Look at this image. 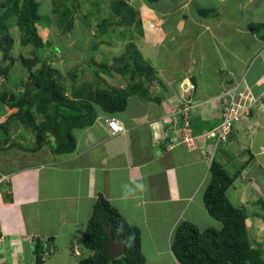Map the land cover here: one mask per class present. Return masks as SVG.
<instances>
[{"label":"crops","instance_id":"0c3cea01","mask_svg":"<svg viewBox=\"0 0 264 264\" xmlns=\"http://www.w3.org/2000/svg\"><path fill=\"white\" fill-rule=\"evenodd\" d=\"M210 1L195 0L191 3L194 15L187 19L183 28L196 23L203 29L205 25L206 32L211 31L217 41L215 52L218 53L221 46L228 48L227 62L220 65L217 61V65L210 68L206 62L208 53H202L196 56L198 61L192 59L185 66L180 59L175 60L171 56L164 64L151 65L155 79L152 86L145 85L149 88L147 97L143 91L131 95L125 110L113 115L126 131L111 135L104 122L109 115L99 111L91 126L73 131L76 147L70 154L55 155L46 146L35 154L25 151L17 147L24 145L17 136L22 130L15 138L18 141L15 149L22 151L18 158H11V151H6L9 143L5 145V151L0 146V151L9 154L10 163L11 159L14 161L9 164L5 159L0 163V176H6L9 181L0 187V264H37L36 241L58 239L63 231L72 237L73 228L74 235L81 239V245L78 241L74 244L79 248L72 253L73 257L88 254L87 250H82V237L100 195L129 225L141 230L142 250L147 257L148 239L156 242L159 234L170 235L171 238L175 222L176 226L182 222L196 225L192 219H184L183 215L190 209H196L204 221L208 220L206 215L210 214L204 203V194L211 182L213 161L222 164L229 175H237L229 191L241 197L240 203L253 201V197L248 201L243 198L250 187L259 195L261 190L264 192V162L257 159L261 151L256 150L257 146L260 148L264 144L257 145L253 136L260 127L264 131V106L259 110L258 118L244 121L238 133H232L225 144L216 148L215 140L206 137L222 122V92L229 84L244 78L255 95L264 92V64L261 60L255 61V56L264 46L261 37L264 30L259 33L253 30L254 26L264 28V0H217V5ZM233 2L238 4V13L247 11L251 21L248 17L243 25V20L228 17L225 10ZM175 3L174 9H177L182 0ZM252 3L257 5L253 14L249 11ZM198 7L211 12L219 9L224 19L216 25H212L210 20H201L196 15ZM227 22L231 23L229 29L233 36L240 34L242 40L245 39L242 44H237L239 46H227L229 44H221L225 40L219 42L216 39V29ZM206 32L197 33L198 44L199 35ZM165 45L150 44L149 47L161 49ZM172 45L177 48V44ZM176 68H179L178 72L169 74V70ZM122 83L114 87L125 90L128 83ZM185 104L191 106V130L198 142L195 149L180 143L182 116L178 110ZM7 111L9 116L15 109ZM247 130L250 138H246ZM23 135L27 138L25 133ZM239 141L241 144L237 145ZM46 149H50L48 153ZM239 157L241 162H238ZM234 162L238 163L235 167ZM227 168L232 169L233 174ZM196 216L194 214L191 218ZM256 217L250 215L247 224L253 239L257 237L261 244L264 243L263 234L255 231Z\"/></svg>","mask_w":264,"mask_h":264},{"label":"trees","instance_id":"16d2710c","mask_svg":"<svg viewBox=\"0 0 264 264\" xmlns=\"http://www.w3.org/2000/svg\"><path fill=\"white\" fill-rule=\"evenodd\" d=\"M160 1H151L155 11L163 10L158 6ZM54 4L56 8L52 13L58 16L59 27L64 32L72 31L76 20L72 13L77 10L74 0H71L70 4L61 1ZM111 6L116 16H123V20L118 21L119 25L134 24L138 12L132 5L124 0H116ZM40 8L41 4L38 0H3L0 2V50L5 53L3 60L0 61V80H9V82L11 80L8 78L10 68L4 63L14 44L8 24L13 18H16V24L22 33L21 45L31 46L37 52L34 59H22V63L30 68L41 64L38 70L29 74L28 80L22 78L17 84L12 85V88L0 90V103L7 109H15L8 116V120L0 124V132L7 135L2 143L3 147L1 144L0 146L4 150L5 145L10 142L8 124L19 121L18 125L23 133L32 132L35 146L20 145L18 147L33 153L40 151L48 144L54 154H70L76 147L73 134L75 129L91 126L99 111L112 116L124 111L131 95L143 91V95L147 97L149 88L145 85L152 86L155 70L143 59L136 46L129 43L126 53L120 58H115L114 68L103 65L108 71L112 70L124 76V79H129L130 82L125 90L114 86L102 87L85 84L79 88H73L69 96L66 93L67 86L62 82L61 73L45 59L48 53H45V49L47 47L49 51L51 46H46V42L38 32L37 25L42 19ZM197 9L196 15L203 18L208 17L212 11L200 7ZM139 23L141 20L137 19V24ZM86 26L88 29L92 27L89 24ZM105 28L106 22H103L96 28V31ZM253 30L259 33L264 28L254 26ZM261 37L264 39V35ZM72 76L74 83L76 76ZM96 81H99L98 77ZM30 83H34V86L26 90ZM259 110H253V118H258ZM34 113L40 115L43 120L38 123L34 118ZM23 133L17 135L22 140H24ZM27 142L30 141L27 140ZM210 172L211 182L205 191L204 203L210 216L222 223V228L220 230L208 228L200 231L192 223H180L175 229L171 242V251L176 261L178 264H264V243L255 242L253 233L247 224L252 214L249 215L246 207L235 206L229 199L228 191L237 175H229L222 164L217 161L212 162ZM254 215L262 216L263 214L255 213ZM109 225H112V232L116 239L124 238L126 241V253L119 259L108 256L109 239L105 231ZM42 241H36L35 245L37 264L45 262L43 261L45 243ZM50 241L49 239L48 245H52ZM82 249L87 250L88 254L82 256L78 264H147L142 250L141 230L129 225L102 195L98 197L83 233Z\"/></svg>","mask_w":264,"mask_h":264},{"label":"rangeland","instance_id":"374dc122","mask_svg":"<svg viewBox=\"0 0 264 264\" xmlns=\"http://www.w3.org/2000/svg\"><path fill=\"white\" fill-rule=\"evenodd\" d=\"M1 1L3 0H0V2ZM60 1L65 4H70L71 0H38V2L41 4L40 14L42 15V19L37 26L39 34L42 36L44 42H46V46H51L49 51L47 47L45 49V53L48 52L45 56V59L50 61L51 65L61 73L62 82H64L65 86H67L66 93L69 96L71 95L73 88H79V86L85 84L94 86L98 85L102 87H111L116 84L121 85L122 82L124 84H129V79L126 80L122 78L124 76L117 74L112 70L108 71V69L103 67V65H108L114 68L116 66L115 58H120L121 55L126 53L129 43H133L136 46L138 52L141 54L143 59L148 62L149 65H155L156 67L157 63L164 64L166 59H168L170 56L175 60L180 59L183 62L182 65L185 66L190 63L192 59L198 61L199 59H197L196 56L199 57L202 55V53H208L206 62L207 65L212 68V66L215 67L217 65V61L220 65L223 62H227L228 58L225 56L230 54L226 46H221V49L218 50V53L215 52L216 47L214 44H217V41L215 40L211 31L209 33L206 32L207 28H204L205 25L202 27L204 30L200 29V25L198 27L196 23V26L193 25L188 28L186 27L185 29L183 28L187 19L193 17L194 15L193 8L190 6V4L195 0H182V5L177 9H174L176 5L175 1L180 3L181 0L180 2L179 0H161L158 3V6L163 9L161 11L154 10L153 4H151L152 0H124L132 5L138 12V16L136 17L134 24H131L130 26L119 25L118 21L123 20V16H116L111 6L116 0H74L77 10H75L72 15L76 17V20L74 21V29L70 32H64L59 27L58 16L52 13L53 9L56 8L54 3H58ZM258 1L259 0H255V2ZM210 2L215 5L218 4L217 0H211ZM237 8H239L238 4L233 2V4H231L228 9L223 10L229 14H227L228 17H237L238 19L243 20L241 22L243 25L247 22L248 17L249 20L252 19L250 16H248L246 10H240L238 13L239 10H237ZM213 11L214 12H211L207 18L197 17L201 20H210L212 25H216L215 23L223 20L224 18L222 12L219 11V9L216 10L215 8ZM249 11L251 14L255 13L257 11V5L252 3ZM198 18L196 19L199 24ZM137 19L141 20V23L137 24ZM103 22H106V28L104 29L105 31L102 29L96 31V28L99 25H102ZM8 24L9 32L14 38V44L8 52L9 57L5 59L4 65L10 68L8 78H11V80L10 82L9 80H0V90L3 88H12V85L17 84L22 78L28 80L29 74L35 70H38L41 66L39 63L35 67L30 68L22 63V59H34L37 52L31 46L24 47L21 45L22 33L16 24V18L11 19V22ZM85 24H89L90 27L92 26L91 29H88ZM229 26H231V23L229 22L223 25L221 24V27L216 29L215 33L217 36L215 37L219 42L225 40L221 44H229L227 46H232V44H235V46H239L237 44H242V41L244 42L245 39L242 40L240 37L242 35L240 34H238L239 36H233L234 34L232 35L230 32ZM214 28L215 26H213V28L210 30L213 31ZM201 30L202 32L205 31L206 34L199 35L201 37L199 38L198 44L196 37L197 33H202ZM218 34H220L219 37ZM230 38L231 40L227 41V39ZM244 38L247 37L244 36ZM150 44L167 45H165V47L162 46L161 49H156L155 46L149 47ZM172 44H177V48H173ZM191 44H194L193 47ZM3 46H5V44H3ZM163 55H165V57ZM4 56L5 53L0 50V61L3 60ZM259 59H264V57L262 56ZM178 69L179 68L173 69L172 71L169 70V74L172 72H178ZM72 75L76 76V82L74 83ZM96 77H98L99 81H96ZM115 78H118L119 80H116ZM123 79L125 81H122ZM22 90L23 89L21 86V91ZM7 110L8 109L0 103V119H2L1 123H4L8 120ZM34 118L38 121V123L43 120V118L40 115H36V113H34ZM18 122H11V124H8L10 127L9 137L14 136V138L12 140L10 137L9 144L6 145L7 147L5 146L7 148L6 151L9 153L11 151L10 154L13 155L11 157L13 159L15 157L18 158L22 153L21 150H17L19 148L15 149L17 145L14 144L15 146H13V143L18 142L15 140L17 137V132L22 130L18 125ZM242 123L244 122L241 121L235 125L233 134L238 133L237 130L241 128ZM21 133L23 132L21 131ZM248 134L249 132L247 130L246 138H250ZM25 135L27 138L23 136L24 140L21 144H28L30 147L35 146V140L32 132L27 131ZM6 136V133L0 132V144L2 147V143ZM253 136L256 137L255 142L257 145L261 143L264 144V131L261 130V127L257 129V132ZM27 140L31 143H28ZM240 142L241 141H239L237 145H240ZM233 143L235 144V142ZM222 144H225V142H222L219 145ZM46 147L51 148L48 144ZM260 148L257 146L256 150L260 152ZM46 150L48 153L50 149ZM4 151H0V163L5 159L9 164L13 163L14 161L12 159L10 163L9 154L5 153ZM33 153L35 154L36 152ZM257 159L264 162V154H258ZM241 161L242 160L239 157L238 162ZM236 164L238 163L234 162L233 166L235 167ZM227 170L233 174L232 169L227 168ZM231 191L232 190L229 191L230 193L228 192L229 199L235 206L246 207L249 211V215L250 213L263 214L262 216H257L254 222L257 224L255 227L256 233L263 234V237H260H262V240H264V192L261 190V195H259L255 192V190L252 189V187H250L247 189V195H243V198L244 200L248 201L249 198L253 197V201H250V203H240L239 200L241 197L239 195L235 196ZM232 194L235 196V199L238 200H235ZM194 214H197V216L195 218H191ZM199 214L200 213H197L196 209H190L183 216L184 219H192V221H194L193 223H196V225H194L200 231H204L208 228H215L218 230L221 229V222L214 218L212 219L210 215H206L208 220L204 221ZM175 220L176 219H174L171 224H173ZM176 224L177 222H175L173 225H175L177 228L178 225L176 226ZM79 228L80 230H83V226H80ZM172 229L173 230L171 234L174 235L175 229ZM74 231L75 229L73 228L72 237L63 231L58 239H53L54 242L53 240L49 242L54 246V252L43 264H78V261L82 256H87V253H85L82 255L80 254L81 256L79 258L73 257L72 253H75L76 249L79 248L78 245L74 246V244L78 241V243H80L79 245H81V239L74 235ZM142 231L144 232V230ZM170 231L171 230L168 232ZM146 236L147 235H145V237ZM169 238L170 235L165 237L162 236V234H159L156 242L152 241L151 239L147 240V250L145 251L148 253V256L146 257L147 264H178L171 251V246L169 245V243L172 242L173 236H171L170 239ZM42 240L44 241L49 239L46 238L41 239V241ZM255 240V242L258 243L259 240L257 237ZM262 240L260 239V241ZM158 251L159 253L157 254Z\"/></svg>","mask_w":264,"mask_h":264},{"label":"built area","instance_id":"2783aa9c","mask_svg":"<svg viewBox=\"0 0 264 264\" xmlns=\"http://www.w3.org/2000/svg\"><path fill=\"white\" fill-rule=\"evenodd\" d=\"M259 55L264 57V49ZM247 84L248 82L243 78L241 81L232 84V86L226 87L224 92H222V122L217 128L211 130L206 135L207 138L215 140L216 148L220 143L228 140L229 135L238 122L253 119V110H259L264 106V92L257 96ZM178 114L182 116V123L179 127L181 133L180 143L189 149H195L198 142L197 138L192 135L191 130V106L188 104L183 105L178 110ZM104 122L109 128L111 135H117L126 131L115 116H107ZM260 149L261 154H264V147ZM5 180H7L6 176H0V184ZM44 243L43 261H46L54 252V247L53 245H48V240H44Z\"/></svg>","mask_w":264,"mask_h":264},{"label":"water","instance_id":"95a60500","mask_svg":"<svg viewBox=\"0 0 264 264\" xmlns=\"http://www.w3.org/2000/svg\"><path fill=\"white\" fill-rule=\"evenodd\" d=\"M33 86L34 83H30L29 85H27L26 90H29ZM112 230V225H109L105 231V235L109 239V242L107 244L108 256L114 259H119L123 257L126 253V241L124 238L116 239L113 235Z\"/></svg>","mask_w":264,"mask_h":264},{"label":"clouds","instance_id":"9594fccd","mask_svg":"<svg viewBox=\"0 0 264 264\" xmlns=\"http://www.w3.org/2000/svg\"><path fill=\"white\" fill-rule=\"evenodd\" d=\"M263 49H264V46L262 47V49L261 50H259V52L257 53V55L255 56V61L256 60H261L262 61V63L264 64V61H263V59H259L261 56L259 55L262 51H263ZM29 85V84H28ZM109 116H112V115H109ZM106 118V117H105ZM105 120V119H104ZM214 130V129H213ZM228 141V140H227ZM226 141V142H227ZM51 149V148H50ZM52 150V149H51ZM260 151H261V149H260ZM53 154H54V152H53ZM55 155H57V154H55ZM7 182H9L8 181V178H7V180H5V181H3L1 184H0V187H2L3 185H5ZM80 254H78V256H79Z\"/></svg>","mask_w":264,"mask_h":264}]
</instances>
